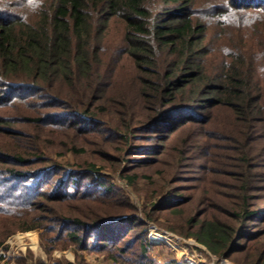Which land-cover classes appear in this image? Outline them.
Wrapping results in <instances>:
<instances>
[{"label": "trees", "instance_id": "trees-1", "mask_svg": "<svg viewBox=\"0 0 264 264\" xmlns=\"http://www.w3.org/2000/svg\"><path fill=\"white\" fill-rule=\"evenodd\" d=\"M117 23L124 29L110 45ZM194 128L207 141L196 150L210 148L222 168L218 188L239 199L178 191L145 218L164 216L178 226L164 229L213 256L264 264L254 187L264 150V0H0V264L33 256L8 242L18 232L38 233L48 258L58 242L117 264H157L148 222L102 171L64 168L47 152L54 139L74 152L70 137L93 136L102 155L126 162L135 185L152 162L145 154L161 157V141Z\"/></svg>", "mask_w": 264, "mask_h": 264}, {"label": "rangeland", "instance_id": "rangeland-1", "mask_svg": "<svg viewBox=\"0 0 264 264\" xmlns=\"http://www.w3.org/2000/svg\"><path fill=\"white\" fill-rule=\"evenodd\" d=\"M123 29L124 26L121 23L114 25L108 44L111 45V43L114 44L118 42L121 38ZM110 45H108V47ZM197 130L200 129L194 128L195 134L192 137L184 132L180 134L179 137L174 138L171 143L166 144L161 141V151L162 149L164 151L161 157L160 154H145V157L150 158L152 162L147 163L145 167L137 171L139 175L135 185H131L128 178L123 176V172H127L128 170L126 162H119V158H117L119 155L114 151H112L113 158L111 159L102 155L103 153L100 152L101 149L97 150V139L93 136L76 138L74 141H72V137H70L68 143L69 147H72V143L77 147V150H74V152L62 146L61 143L63 140L61 138L54 139V146L52 145L49 152H47L48 159L67 169H85L91 165H95L96 168L100 169L104 178L110 183H113L116 188L121 191V194L129 199L131 204L138 209L140 217L148 222V237L151 246L150 256L157 264H224L225 262L227 264H239L235 260H226L213 256L205 247L198 244L194 239H185L170 233V231H167L162 226L176 227L177 229L178 226L176 224H170V221H167L164 216L156 221H148V219L145 218L146 212L148 213V211L155 210L156 206L164 199H173L172 196L174 192L176 193L178 191H182V193L186 195H195L196 198H200L208 194L212 189H219V200L227 201L229 199H239V190L235 192L234 195H229L230 197H228L226 196L227 190L223 189L224 183L222 189L218 188L222 179L219 176L222 168L220 165L214 164V156H211V154L208 156V153L212 151L210 148H206L204 153L196 150L199 145L205 147L207 143L204 132ZM187 136L190 137L191 140H187ZM155 140L154 143H160L159 138ZM185 140H187L186 147L184 146ZM184 147L186 148L187 154L181 155L179 152ZM257 148H261V146ZM80 149L85 150V153L79 152ZM132 159L138 160L140 157L133 156ZM257 163L260 165V177L256 178L257 181L254 187L255 190L258 189L257 197H260L257 211L258 213H263L264 206L262 204L264 202H261V199H264V180L262 181L261 178L264 176V150L259 154ZM125 175L128 176L133 174ZM173 176L174 178H172ZM170 181L176 182L174 185H171V183H169ZM250 203L251 207H255V201H251ZM64 207L68 209V205ZM10 224H12V226H9L14 228V222L12 221ZM13 239L17 241V244L22 249H29V253H32L33 256L28 258L29 260L26 264H117L112 260H107L105 255L96 253L89 254L81 251L74 253L72 247L64 250L63 247H66L59 245L58 242L53 245L54 251L50 258H48L46 254L43 253L42 249L39 248L42 242L47 246L48 242L39 238V234L36 232H18L14 237H11L8 242L13 243ZM258 244L261 247L262 241L258 242ZM238 258L244 259L243 256Z\"/></svg>", "mask_w": 264, "mask_h": 264}]
</instances>
